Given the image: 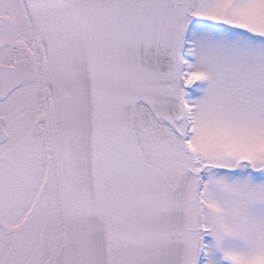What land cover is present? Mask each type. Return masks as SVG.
<instances>
[{"label": "snow or ice", "instance_id": "snow-or-ice-1", "mask_svg": "<svg viewBox=\"0 0 264 264\" xmlns=\"http://www.w3.org/2000/svg\"><path fill=\"white\" fill-rule=\"evenodd\" d=\"M0 264H264V0H0Z\"/></svg>", "mask_w": 264, "mask_h": 264}]
</instances>
